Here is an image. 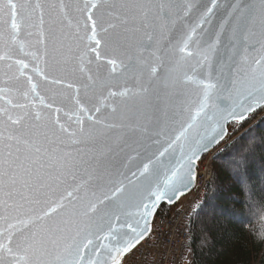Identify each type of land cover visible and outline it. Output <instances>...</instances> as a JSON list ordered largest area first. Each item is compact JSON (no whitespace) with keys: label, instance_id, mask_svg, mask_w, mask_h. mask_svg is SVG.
<instances>
[{"label":"snow or ice","instance_id":"snow-or-ice-1","mask_svg":"<svg viewBox=\"0 0 264 264\" xmlns=\"http://www.w3.org/2000/svg\"><path fill=\"white\" fill-rule=\"evenodd\" d=\"M258 110L264 0H0V264H125ZM245 137L241 185L264 171Z\"/></svg>","mask_w":264,"mask_h":264},{"label":"trees","instance_id":"trees-1","mask_svg":"<svg viewBox=\"0 0 264 264\" xmlns=\"http://www.w3.org/2000/svg\"><path fill=\"white\" fill-rule=\"evenodd\" d=\"M264 110H259L250 119L228 125L227 141L210 158L211 177L207 193L189 222L188 247L193 253L194 264H264V238L259 235L261 220L249 211V204L264 197V171L259 159L249 169V181L241 185L226 171L225 154L234 144L250 142L241 136L251 127L257 135L264 134ZM259 156V152L257 153ZM207 155L204 156V159ZM205 201L209 206L205 207ZM203 209V211H201ZM171 207L159 206L155 217L165 218Z\"/></svg>","mask_w":264,"mask_h":264},{"label":"built area","instance_id":"built-area-1","mask_svg":"<svg viewBox=\"0 0 264 264\" xmlns=\"http://www.w3.org/2000/svg\"><path fill=\"white\" fill-rule=\"evenodd\" d=\"M209 160L208 157L205 161L209 163ZM203 161L198 166L193 189L179 199L167 217L153 219L151 234L125 258V264H194L193 253L188 247L189 222L206 196L211 175L207 168L204 180L199 179Z\"/></svg>","mask_w":264,"mask_h":264},{"label":"water","instance_id":"water-1","mask_svg":"<svg viewBox=\"0 0 264 264\" xmlns=\"http://www.w3.org/2000/svg\"><path fill=\"white\" fill-rule=\"evenodd\" d=\"M241 54L243 55V49H241ZM204 75L206 76L207 75V68H205L204 69ZM177 103H179V101H177ZM259 111V110H258ZM244 122V121H243ZM231 123H238V122H234V121H229L228 123H227V125H226V129H225V132H226V135H225V137H224V139L219 143V144H217V145H215L214 147H212V149L208 152V153H210V152H213V151H216L222 144H223V141L227 138V134H228V131H227V128H228V125L229 124H231ZM239 123H241V122H239ZM166 139V136H161L160 137V140H161V143L163 144V141ZM163 146L164 147H166L167 145L166 144H163ZM161 150H163V148H161ZM207 153V154H208ZM206 155V154H205ZM193 188V187H192ZM192 188H191V190H192ZM190 190V191H191ZM190 191H187V192H185L183 195H180V196H178V198H176V199H174V201L172 202V203H167V202H164V203H162L161 205H166V206H169V207H171V206H173L181 197H183V196H185L186 194H188ZM160 205V206H161ZM159 208V207H158ZM152 221H153V219H152Z\"/></svg>","mask_w":264,"mask_h":264},{"label":"rangeland","instance_id":"rangeland-1","mask_svg":"<svg viewBox=\"0 0 264 264\" xmlns=\"http://www.w3.org/2000/svg\"><path fill=\"white\" fill-rule=\"evenodd\" d=\"M231 140H233V139H229V137H228V134H227V138L223 141V144H222V146L224 145V143L225 142H229V141H231ZM214 153V152H213ZM212 156V155H211ZM211 157H209V159H210ZM206 160V159H205ZM203 161L202 162V167H201V169H200V177H199V179H201V180H204L203 178H204V176L206 175V170H208L209 168H210V164L209 163H207V161ZM209 162H210V160H209ZM209 165V166H208ZM208 168V169H207ZM210 170V169H209ZM210 174H211V170H210ZM210 177H211V175H210ZM209 180H210V178H209ZM208 180V181H209ZM171 211H172V208H171ZM157 218H159L160 219V217H157Z\"/></svg>","mask_w":264,"mask_h":264}]
</instances>
